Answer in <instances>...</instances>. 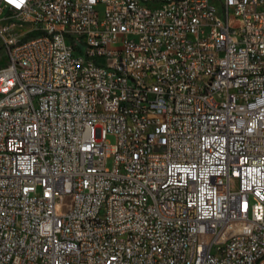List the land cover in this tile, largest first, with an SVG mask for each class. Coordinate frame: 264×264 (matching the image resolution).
I'll return each mask as SVG.
<instances>
[{"label": "built area", "instance_id": "built-area-1", "mask_svg": "<svg viewBox=\"0 0 264 264\" xmlns=\"http://www.w3.org/2000/svg\"><path fill=\"white\" fill-rule=\"evenodd\" d=\"M0 49V264H264V0H0Z\"/></svg>", "mask_w": 264, "mask_h": 264}, {"label": "rangeland", "instance_id": "rangeland-1", "mask_svg": "<svg viewBox=\"0 0 264 264\" xmlns=\"http://www.w3.org/2000/svg\"><path fill=\"white\" fill-rule=\"evenodd\" d=\"M234 24H235V22H234ZM236 25H240V22H237ZM38 33L39 32H34L31 35H37ZM6 59L7 58H6V52H5V50L0 49V65H3L4 62L6 61ZM109 140L111 142H115V138L112 137V136L109 137ZM107 166L108 167H112L113 166V156H111V157L108 158V160H107Z\"/></svg>", "mask_w": 264, "mask_h": 264}, {"label": "snow or ice", "instance_id": "snow-or-ice-1", "mask_svg": "<svg viewBox=\"0 0 264 264\" xmlns=\"http://www.w3.org/2000/svg\"><path fill=\"white\" fill-rule=\"evenodd\" d=\"M9 2H11V3H14V2H15V0H9Z\"/></svg>", "mask_w": 264, "mask_h": 264}]
</instances>
